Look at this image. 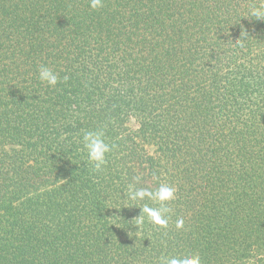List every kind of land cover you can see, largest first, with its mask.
I'll use <instances>...</instances> for the list:
<instances>
[{
  "label": "trees",
  "instance_id": "1",
  "mask_svg": "<svg viewBox=\"0 0 264 264\" xmlns=\"http://www.w3.org/2000/svg\"><path fill=\"white\" fill-rule=\"evenodd\" d=\"M262 6L0 0V264H264ZM85 131L112 146L101 171ZM161 184L167 227H137L159 205L129 185Z\"/></svg>",
  "mask_w": 264,
  "mask_h": 264
},
{
  "label": "clouds",
  "instance_id": "2",
  "mask_svg": "<svg viewBox=\"0 0 264 264\" xmlns=\"http://www.w3.org/2000/svg\"><path fill=\"white\" fill-rule=\"evenodd\" d=\"M92 9L103 7V0H89ZM250 15L257 18H264V6L250 9ZM38 79L41 83H46L49 87H54L59 81L58 74L46 66L38 69ZM67 80V77H64ZM83 146L87 150V162L92 165L93 171H101L107 163L106 154L112 150V146L105 142L103 131H85L83 133ZM136 182L140 177H135ZM175 188L167 184H161L155 191L148 188H136L129 185L127 196L132 201L151 200L159 207H153L145 203L140 208V214L136 217L137 227L144 223L145 217L154 225L167 227V214L171 211L167 202L175 199ZM177 228L183 226V220H178ZM161 264H200V257L197 254L189 253L182 258H164Z\"/></svg>",
  "mask_w": 264,
  "mask_h": 264
},
{
  "label": "rangeland",
  "instance_id": "3",
  "mask_svg": "<svg viewBox=\"0 0 264 264\" xmlns=\"http://www.w3.org/2000/svg\"><path fill=\"white\" fill-rule=\"evenodd\" d=\"M126 124L129 127V130H135L138 127L137 119L134 116H128Z\"/></svg>",
  "mask_w": 264,
  "mask_h": 264
}]
</instances>
